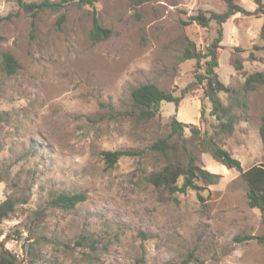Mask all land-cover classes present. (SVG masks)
<instances>
[{
	"label": "rangeland",
	"instance_id": "374dc122",
	"mask_svg": "<svg viewBox=\"0 0 264 264\" xmlns=\"http://www.w3.org/2000/svg\"><path fill=\"white\" fill-rule=\"evenodd\" d=\"M237 2L251 14L223 25L215 71L248 108L244 114L234 109L239 120L223 135L198 84L177 107L162 102L153 121L138 123L130 113V91L139 85L154 83L179 96L196 83L201 69L181 55L187 40L204 52L217 26L187 23L198 12H224L222 1L133 6L96 0L93 7L40 12L32 30L31 16L14 0H0V53L20 65L12 76L0 71V203L15 201L0 223L5 249L25 264H264V245L255 239L263 234L261 214L248 206L238 171L201 150L197 165L218 175L217 184L198 181V191L168 194L147 180L167 163L149 147L169 134L172 117L211 137L242 170L263 162L264 85L246 94L242 87L247 76L264 74V14L254 13L253 0ZM94 14L112 30L96 45L88 39ZM218 97L224 106L232 101L226 93ZM189 136L185 129L183 137ZM115 150L143 153L107 168L101 152ZM61 192L84 193L87 200L70 211L51 208L50 199Z\"/></svg>",
	"mask_w": 264,
	"mask_h": 264
},
{
	"label": "trees",
	"instance_id": "16d2710c",
	"mask_svg": "<svg viewBox=\"0 0 264 264\" xmlns=\"http://www.w3.org/2000/svg\"><path fill=\"white\" fill-rule=\"evenodd\" d=\"M19 11L31 16V28L34 29L36 16L43 11L59 12L67 5H74L82 8L85 5L94 6L96 0H59L52 2L43 0L41 3H26L23 0H14ZM151 0H131L133 6H140ZM225 5L224 12L218 14L214 12L208 13L207 16L203 12L189 17L187 24L196 23L201 28H207L210 22L216 24V37L208 44L204 52L196 51L192 41L187 40L186 47L181 55V60H194L196 67L200 73L196 76V83L193 82L181 90L179 96L173 95L160 89L154 83H145L139 85L130 91L131 116L138 123H147L153 121L159 112V106L162 102L173 103L177 107L185 94L194 84L202 86L203 95L211 105V115L218 122L216 130L223 135L232 133L239 117L234 113L235 108H239L244 114L247 110V101L237 97V93L230 87L224 85L216 74L218 67L217 52L221 49V41L223 39V25L234 15L243 14L250 15L240 6L237 0H220ZM256 5L254 13L264 14V1L253 0ZM3 19H0V22ZM64 17L58 20L63 22ZM112 35V30L102 26L95 14L93 15L92 28L88 34V39L92 45H96ZM261 40L264 41V28L260 33ZM235 70H240L241 63L238 59L233 61ZM20 65L17 60L8 52L0 53V71L7 76L18 73ZM264 85V74L253 73L246 77L242 87L244 94L253 91L256 86ZM229 94L231 103L224 106L220 101L218 94ZM0 122H5L4 115L0 116ZM169 134L164 138L155 140L149 147V150L157 156L167 161L159 170L152 171L148 177V182L156 190H162L168 194L181 193L188 191L200 190L198 181L206 184L214 185L218 183L219 176L209 173L201 169L197 165L198 153L205 150L222 165L229 169H235L240 173V177L247 184V204L250 208H256L261 214V220L264 228V160L258 166H253L247 170H242L238 160L234 159L229 152L222 149L211 137L201 136L199 130L192 124H185L171 118L169 124ZM188 129L190 136L183 137L184 130ZM259 136L264 152V115L261 117L259 127ZM143 152L133 150H115L102 151L101 156L107 168H113L117 161L123 156L136 157L142 155ZM181 180V183L179 181ZM2 177L0 175V182ZM87 197L84 193H58L54 195L48 205L54 209L70 211L75 209L79 204L84 203ZM15 201L11 197L5 198L0 203V223L7 219L14 211ZM257 242L264 245V229L263 234L255 238ZM0 264H25L22 260L5 249L0 244ZM29 264H32L30 261Z\"/></svg>",
	"mask_w": 264,
	"mask_h": 264
}]
</instances>
